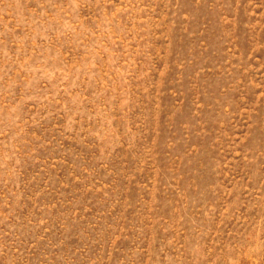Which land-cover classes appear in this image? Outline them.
<instances>
[{"label": "rangeland", "instance_id": "obj_1", "mask_svg": "<svg viewBox=\"0 0 264 264\" xmlns=\"http://www.w3.org/2000/svg\"><path fill=\"white\" fill-rule=\"evenodd\" d=\"M0 264H264V0H0Z\"/></svg>", "mask_w": 264, "mask_h": 264}]
</instances>
